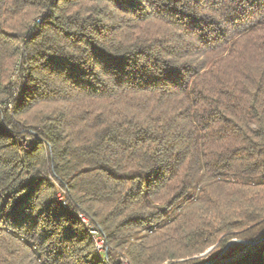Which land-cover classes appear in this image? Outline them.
<instances>
[{
    "label": "trees",
    "instance_id": "obj_1",
    "mask_svg": "<svg viewBox=\"0 0 264 264\" xmlns=\"http://www.w3.org/2000/svg\"><path fill=\"white\" fill-rule=\"evenodd\" d=\"M262 175L264 0H0V264H264Z\"/></svg>",
    "mask_w": 264,
    "mask_h": 264
},
{
    "label": "built area",
    "instance_id": "obj_2",
    "mask_svg": "<svg viewBox=\"0 0 264 264\" xmlns=\"http://www.w3.org/2000/svg\"><path fill=\"white\" fill-rule=\"evenodd\" d=\"M80 219L88 228H90V234L93 239L97 253H105L108 249V245L103 230L98 228H92L88 219L83 215H80ZM119 260L121 261V264H131L128 259L122 257L121 255H119Z\"/></svg>",
    "mask_w": 264,
    "mask_h": 264
},
{
    "label": "water",
    "instance_id": "obj_3",
    "mask_svg": "<svg viewBox=\"0 0 264 264\" xmlns=\"http://www.w3.org/2000/svg\"><path fill=\"white\" fill-rule=\"evenodd\" d=\"M235 242H237V240H232L229 243V245L232 244V243H235ZM263 242H264V237L257 238L254 241H243V243L246 244L248 248L257 247L260 244H262ZM226 249H224V251L216 259L209 260V261H206V262H203V263H200V264H216L217 262L221 261L222 255L224 254ZM211 250H212V248L207 253H209ZM207 253H205V254H207Z\"/></svg>",
    "mask_w": 264,
    "mask_h": 264
},
{
    "label": "rangeland",
    "instance_id": "obj_4",
    "mask_svg": "<svg viewBox=\"0 0 264 264\" xmlns=\"http://www.w3.org/2000/svg\"><path fill=\"white\" fill-rule=\"evenodd\" d=\"M258 178H263V179H264V175L259 176ZM209 250H210V249H209ZM209 250H208V251H209ZM208 251H207V252H208ZM207 252H206V253H207ZM207 255H208V253H207V254H204L203 256H207ZM227 262H228V261H222L221 264H226Z\"/></svg>",
    "mask_w": 264,
    "mask_h": 264
}]
</instances>
